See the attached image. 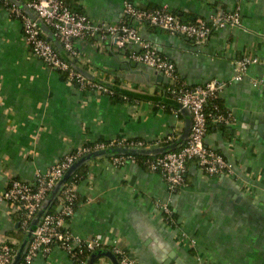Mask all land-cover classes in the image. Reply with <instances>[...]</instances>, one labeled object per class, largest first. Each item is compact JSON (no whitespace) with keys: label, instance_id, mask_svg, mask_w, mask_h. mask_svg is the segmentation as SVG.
I'll return each instance as SVG.
<instances>
[{"label":"crops","instance_id":"0c3cea01","mask_svg":"<svg viewBox=\"0 0 264 264\" xmlns=\"http://www.w3.org/2000/svg\"><path fill=\"white\" fill-rule=\"evenodd\" d=\"M77 1L94 21L117 24L125 17L126 0ZM128 1L145 9L167 6L182 21L237 10L238 25L215 28L200 42L132 21L141 39L174 63L186 85L213 78L227 82L219 101L232 117L229 137L212 127L205 144L223 155L232 173L210 176L188 161L185 185L170 193L162 176L140 159L114 165L116 148L84 161L66 224L79 238L100 237L102 245L83 264H114L113 245L139 264H264V137L259 133L264 132V0ZM76 45V63L88 76L118 87L125 97L79 88L47 67L29 50L21 20L0 7V191L13 178L33 181L37 172L85 143L139 138L154 149L160 147L155 142L180 136L185 115L166 93L169 83L153 80L155 72L118 51L113 38L87 37ZM245 56L260 61L234 80L236 62ZM162 201L177 227L165 221ZM55 206L58 210L57 200ZM19 228L17 213L0 200V242L20 245ZM31 264L73 262L53 247Z\"/></svg>","mask_w":264,"mask_h":264},{"label":"built area","instance_id":"2783aa9c","mask_svg":"<svg viewBox=\"0 0 264 264\" xmlns=\"http://www.w3.org/2000/svg\"><path fill=\"white\" fill-rule=\"evenodd\" d=\"M25 6L34 13L35 17L29 16L16 1L11 4L9 10L21 20L22 34L29 50L47 67L62 72L68 82L76 84L79 88L90 89L101 95L113 94L110 85L89 77L75 66V64L79 65L76 61L80 57L76 42L95 36L100 39L113 38L116 49L126 53L129 59L158 70L171 80L167 85V91L175 98L179 107L188 110L191 118L190 130L179 148L157 154L149 153L151 157L145 160L150 170L162 176L170 193H175L185 185L188 161H195L210 176L226 171L232 173V167L223 155L205 144L207 129L205 104L212 103L214 121L227 122V117L231 115L229 112L225 114L218 102L227 82L213 78L201 85H186L177 75L174 63L159 54L149 42L143 41L132 21L200 42L205 40L215 28L238 25L237 10L232 12L218 10L208 19L199 18L185 22L173 14L167 6L145 9L136 7L126 0L123 3V14L126 19L117 24H110L94 21L85 14L73 12L61 0H28ZM41 24L49 28L53 38L61 45L62 52L45 38ZM71 58L75 60V64ZM258 61L260 59L257 57L240 58L236 62L233 79L240 80L247 66ZM261 81V79H251L253 84H259ZM165 140L173 143L177 137H167ZM159 142H155V145L161 146ZM113 147L143 150L149 145L143 139L124 137L85 143L53 162L45 171L37 172L33 181L11 179L8 186L0 191V200H5L11 205L18 215L19 227L26 233L48 194L76 160L93 151ZM134 160L135 156L131 152L111 156V161L116 166ZM77 198L76 182L67 179L54 197L59 209L56 212L44 213L32 230L21 257L22 264H31L37 255H46L53 247L65 251L71 261L83 264L79 256L84 251H91L102 245L100 237L79 238L66 224V220L74 212ZM159 206L167 224L177 227L168 202L162 201ZM112 251L118 264H139L116 245H113ZM14 254L15 251L8 242H0V264H10Z\"/></svg>","mask_w":264,"mask_h":264},{"label":"water","instance_id":"95a60500","mask_svg":"<svg viewBox=\"0 0 264 264\" xmlns=\"http://www.w3.org/2000/svg\"><path fill=\"white\" fill-rule=\"evenodd\" d=\"M13 1H15V0H13ZM23 7H25V11H26V13L29 16L35 17L34 13L31 10L26 8V6H23ZM41 28L45 31V33L47 35V40L50 43L54 42V44L59 48V50H61V45L59 43H57V41L53 38L49 28L45 24H41ZM71 61L74 62V64H75V60L73 58H71ZM75 66L81 72H83L84 74L89 75L88 72L86 70H84L82 67H80L79 65L75 64ZM151 70H153L155 72V74H156V77L153 78V80H155L156 82H159V83H171V80L167 76H165L162 72H160L158 70H155L153 68H151ZM151 70H149L148 73H146V74L149 75L152 72ZM180 109L185 115V123H184L183 130H182L180 136L177 138L176 141H174L173 143H171L168 146H160V147H157V148H154V149H147V150L139 149V150H136V151L157 154V153H161V152H164V151L174 150L176 148H179L184 143V141L186 140V138L188 136V133H189V130H190V126H191V118H190V114H189L188 110L186 108H181V106H180ZM263 127H264V124H263ZM257 129H258V131H260L261 126H259ZM259 133L261 134V136L264 137V132H259ZM115 150L117 152H121V153H126L127 151L132 153L133 151H135V150H127V149H124V148H116ZM105 153H107L106 149L93 151V152H91V153H89V154H87L85 156H82L78 160H76L67 169V171L63 174L62 178L57 182V184L54 186L52 191L48 194L47 199L43 203L41 209L37 212V215H36L35 219L32 220V222H31V224L29 226V230L26 232L25 238L21 242V244L19 245L18 249L16 250V252L14 254V257H13V260H12V262L10 264H18L19 263V261H20V259L22 257L23 251H24V249H25V247H26V245H27V243L29 241V238L31 236L32 230L34 229V227L37 224V222L40 219V217L44 213H46L47 210L49 209V207L51 205V202H52L53 198L55 197V195L57 194L60 186L70 177V175L74 172V170L81 163H83L84 161H87L89 159H92V158H94V157H96L98 155L105 154ZM111 258H112L114 264H118L117 259L114 256H111Z\"/></svg>","mask_w":264,"mask_h":264},{"label":"trees","instance_id":"16d2710c","mask_svg":"<svg viewBox=\"0 0 264 264\" xmlns=\"http://www.w3.org/2000/svg\"><path fill=\"white\" fill-rule=\"evenodd\" d=\"M16 1V3H17V5H19V7L20 8H22V9H24L25 10V7H23V6H25V4H26V2L28 1V0H15ZM62 2H63V4L67 7V8H69L71 11H73V12H77V13H80V14H84V12L82 11V9L78 6V1L77 0H61ZM14 1L13 0H2V1H0V7H6L7 9H10V6H11V4L13 3ZM156 7H159V6H155V7H151V9L152 8H156ZM150 9V8H149ZM173 14H175L174 12H172ZM124 19H126L125 17H124ZM186 22V21H185ZM148 25V24H147ZM45 38L47 39V35H46V33H45ZM56 48H58L55 44H54V42H51ZM59 49V48H58ZM61 52H62V49L60 50ZM76 85V84H75ZM77 86V85H76ZM112 89H113V94L110 96L111 98H117V97H119V98H123V97H125V92H123L122 90H120L118 87H112ZM166 93L168 94V95H170V96H172L171 95V93L170 92H168L167 91V87H166ZM173 97V96H172ZM175 99V98H174ZM218 102H219V104H220V108H221V110H223L224 112H225V114L226 113H228V110L226 109V108H224L222 105H221V103H220V101L218 100ZM205 113H206V121H207V129H206V132L209 130V129H211L212 127H218V128H220L222 131H223V133L226 135V137H229V132H228V128H227V125H228V122H230L231 120H232V117H231V115L230 116H228L227 117V122L226 121H214V119H213V113H214V110H213V106H212V103H210V102H207L206 104H205ZM230 125V124H229ZM170 143L171 142H169V140H161L160 142H159V145H161V146H168V145H170ZM114 148V147H113ZM115 148H118V147H115ZM121 148V147H120ZM109 149V148H108ZM125 149V148H124ZM127 152H129V151H127ZM126 152V153H127ZM118 153H121V152H115L114 154H118ZM132 154H134V156H135V159H140L141 160V162L142 163H144V165H146L145 164V160L147 159V158H149V157H151L150 155H149V153H145V152H139V151H133L132 152ZM187 164V163H186ZM83 170H84V166L83 165H81V166H79L78 168H76L75 170H74V172L70 175V177L68 178V181H75V182H77L78 181V178L82 175V172H83ZM186 173V172H185ZM55 202H53V205H51L50 207H49V209L47 210V212H56L57 210H56V206H55V204H56V200H54ZM25 232L21 229V228H19L18 229V234H17V238H18V241H19V244L24 240V238H25ZM10 246H11V248L13 249V251H16L17 249H18V244H16V245H13V244H10ZM98 248H96V249H94V250H91V251H84L83 252V254L82 255H80L79 257H80V260H84L89 254H92V253H96V250H97ZM73 262V264H78L77 263V261H72ZM18 264H22V259H20V261H19V263Z\"/></svg>","mask_w":264,"mask_h":264}]
</instances>
